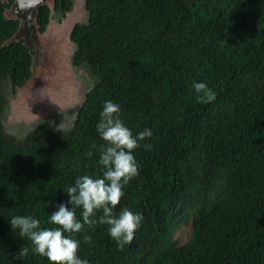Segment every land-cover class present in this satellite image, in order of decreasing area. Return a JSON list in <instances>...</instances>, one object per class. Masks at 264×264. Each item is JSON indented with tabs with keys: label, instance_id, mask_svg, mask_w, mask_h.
<instances>
[{
	"label": "trees",
	"instance_id": "obj_1",
	"mask_svg": "<svg viewBox=\"0 0 264 264\" xmlns=\"http://www.w3.org/2000/svg\"><path fill=\"white\" fill-rule=\"evenodd\" d=\"M7 5L0 0V264H51L9 220L31 215L41 229L57 227L49 215L68 201L65 189L85 174L102 177L105 141L96 125L108 100L120 105L134 136L152 131L133 152L139 174L114 209L140 212L143 221L121 248L97 211L93 226L71 234L81 242L79 257L89 264H264V0H87L89 23L72 32V63L92 78L85 100L64 133L44 121L21 138L5 130L1 85L26 84L32 56L23 40L3 45L19 27L4 16ZM70 7L71 0H55L56 10ZM49 12L40 6L41 32ZM196 82L215 92L214 102H198ZM189 224L182 243L177 231ZM21 247L29 254L18 260Z\"/></svg>",
	"mask_w": 264,
	"mask_h": 264
},
{
	"label": "clouds",
	"instance_id": "obj_2",
	"mask_svg": "<svg viewBox=\"0 0 264 264\" xmlns=\"http://www.w3.org/2000/svg\"><path fill=\"white\" fill-rule=\"evenodd\" d=\"M198 94V102L211 103L216 94L204 82L193 84ZM202 94V95H201ZM121 107L111 100L105 101L100 112L96 130L105 141L99 146V164L103 166L102 177L85 174L79 176L75 183L65 190L69 196L66 203H60L56 211L49 215V223L54 228H40V221L31 215L13 216L9 220L12 230L19 229L21 238L27 237L34 245L33 254L45 256L51 264H89L79 257L80 240L72 238V233H81L85 225L96 223L92 219L97 211H102L99 223L109 226L108 231L119 247L130 244L136 231L141 227L143 215L123 208L117 215L116 206L124 196L123 189L139 174V165L133 152L140 147L141 141L151 138V129L145 128L135 136L120 118ZM146 150L150 144H144ZM92 149L97 145L93 144ZM94 155L93 151L87 153ZM71 205L69 209L68 205ZM82 208V222L76 218V209ZM68 233L69 235H65ZM90 235H85L83 242L89 244ZM27 247H21L16 259L26 258Z\"/></svg>",
	"mask_w": 264,
	"mask_h": 264
},
{
	"label": "water",
	"instance_id": "obj_3",
	"mask_svg": "<svg viewBox=\"0 0 264 264\" xmlns=\"http://www.w3.org/2000/svg\"><path fill=\"white\" fill-rule=\"evenodd\" d=\"M86 3L87 0H71L70 9L63 12L55 9V0H14L5 11L6 18L19 21V27L3 45L23 40L32 56L31 77L15 91L11 86L14 93L10 96L14 97L7 99L3 111L2 120L9 129L32 128L39 120L55 117L60 109L75 113L81 107L86 92L65 72L78 69L72 63L77 47L72 32L77 24L89 23ZM42 5L50 8V15L41 32L36 17Z\"/></svg>",
	"mask_w": 264,
	"mask_h": 264
},
{
	"label": "rangeland",
	"instance_id": "obj_4",
	"mask_svg": "<svg viewBox=\"0 0 264 264\" xmlns=\"http://www.w3.org/2000/svg\"><path fill=\"white\" fill-rule=\"evenodd\" d=\"M74 70L65 72L67 78L70 79V76H71L73 78V81L77 85L80 86L81 91L87 92V90L91 87V82H92V78H91L90 74L88 73L87 70H85L83 68L78 67L77 70L76 69H74ZM74 75H76V76L74 77ZM2 84L3 85L1 86V88H2L5 96L7 97L8 101H9L12 97H14V96H10V94L12 92L14 93V91L11 90V84L9 82L3 81ZM4 111H5V109H4ZM75 114H76V112L72 113V112H70V109H68V108L60 109V110H58V113L55 115V117L39 120L37 122V125H39L40 123H42L44 121H48L51 125H53V126L55 125V129H54L55 131H57L59 133H64L66 130L69 129V126L72 124ZM3 124H4V122H3ZM7 125H9V124H7ZM4 127H5V130L9 134H12V135L16 136L17 138H21V137H25V134L28 133L29 131H31L32 129H34L36 126L33 125L32 128H24V126H15V128L9 129V127L4 124ZM190 232H191V224L183 225L177 231V236H178L179 240L183 243V242H186L188 240Z\"/></svg>",
	"mask_w": 264,
	"mask_h": 264
},
{
	"label": "flooded vegetation",
	"instance_id": "obj_5",
	"mask_svg": "<svg viewBox=\"0 0 264 264\" xmlns=\"http://www.w3.org/2000/svg\"><path fill=\"white\" fill-rule=\"evenodd\" d=\"M3 3H6V4H8L6 7H5V9H4V11H3V14H4V16L6 17V15H5V11H7L11 6H12V4H13V2H14V0H1ZM59 10V9H58ZM49 15H50V12H49ZM9 19H11V18H9ZM15 19V18H14ZM3 85V84H2ZM1 85V86H2Z\"/></svg>",
	"mask_w": 264,
	"mask_h": 264
}]
</instances>
